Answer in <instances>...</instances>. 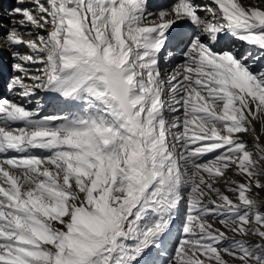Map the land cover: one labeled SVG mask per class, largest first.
Masks as SVG:
<instances>
[{
  "label": "snow or ice",
  "instance_id": "obj_1",
  "mask_svg": "<svg viewBox=\"0 0 264 264\" xmlns=\"http://www.w3.org/2000/svg\"><path fill=\"white\" fill-rule=\"evenodd\" d=\"M5 2L0 264H264V0Z\"/></svg>",
  "mask_w": 264,
  "mask_h": 264
},
{
  "label": "rangeland",
  "instance_id": "obj_2",
  "mask_svg": "<svg viewBox=\"0 0 264 264\" xmlns=\"http://www.w3.org/2000/svg\"><path fill=\"white\" fill-rule=\"evenodd\" d=\"M259 131H260V126H259V124H257V132L259 133ZM244 139L245 140H249V143H251L249 137L245 136ZM261 142H263L262 144H264V136H262ZM228 176L231 179H234V180H239L240 179L239 177L234 176L232 173H228ZM256 198H258V199H264V191H260L258 197H256ZM216 227H219V225H216Z\"/></svg>",
  "mask_w": 264,
  "mask_h": 264
},
{
  "label": "bare ground",
  "instance_id": "obj_3",
  "mask_svg": "<svg viewBox=\"0 0 264 264\" xmlns=\"http://www.w3.org/2000/svg\"><path fill=\"white\" fill-rule=\"evenodd\" d=\"M10 6H11L10 0H8V2H5L4 5H3V7H4L5 9L9 8ZM5 23H7V20H5ZM3 94H4V95H7L6 92H4ZM261 143H263V142H261Z\"/></svg>",
  "mask_w": 264,
  "mask_h": 264
}]
</instances>
